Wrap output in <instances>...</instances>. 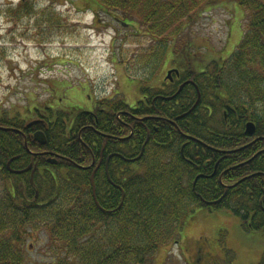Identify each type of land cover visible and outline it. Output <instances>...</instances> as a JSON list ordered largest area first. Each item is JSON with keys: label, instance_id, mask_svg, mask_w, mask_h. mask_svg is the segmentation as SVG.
<instances>
[{"label": "trees", "instance_id": "16d2710c", "mask_svg": "<svg viewBox=\"0 0 264 264\" xmlns=\"http://www.w3.org/2000/svg\"><path fill=\"white\" fill-rule=\"evenodd\" d=\"M226 3L248 16L241 43L226 60L196 62L188 41L178 45L182 26ZM85 6L97 18L146 31L157 43L151 73L171 49L180 76L159 88L139 80L142 99L133 107L104 99L92 115L47 106L31 111L35 119L26 125L0 118V264H155L159 249L179 238L199 208L229 213L245 230L264 233V0H85ZM34 7L21 0L15 16H36ZM37 18L58 17L47 9ZM87 125L92 129L82 131ZM36 132L45 134V146ZM30 165L28 173L11 172ZM40 229L53 258L29 262L26 241Z\"/></svg>", "mask_w": 264, "mask_h": 264}, {"label": "rangeland", "instance_id": "374dc122", "mask_svg": "<svg viewBox=\"0 0 264 264\" xmlns=\"http://www.w3.org/2000/svg\"><path fill=\"white\" fill-rule=\"evenodd\" d=\"M20 1L0 0V118L20 119L26 125L34 121L30 112L36 109L48 106L55 111H90L104 99L110 104L123 100L133 107L142 99L140 83L150 78L152 85L162 87L172 59L179 58L169 49L163 62L159 61V69L151 73L157 43L145 30L137 31L106 16L97 18L95 10L85 6V0H30L37 17L50 9L57 20L50 23L34 15L17 18L14 12ZM247 27L246 11L237 3L205 8L194 23L182 26L178 45L189 42L188 50L196 62L226 60L236 51ZM199 214L216 221L214 231L219 229L223 238H230L231 248L238 255L243 249H253L250 259L239 264L260 263L264 248L261 233H246L235 217L201 208L185 226ZM213 215L227 220L220 225ZM27 246L29 262L53 258L43 229L26 241ZM159 251L155 264L179 263L178 248L173 243Z\"/></svg>", "mask_w": 264, "mask_h": 264}, {"label": "flooded vegetation", "instance_id": "af4514ba", "mask_svg": "<svg viewBox=\"0 0 264 264\" xmlns=\"http://www.w3.org/2000/svg\"><path fill=\"white\" fill-rule=\"evenodd\" d=\"M173 69H178L179 75L174 71L169 76L168 72ZM180 71H181L180 68L175 64L172 65V67L167 68L166 77H165L166 79H164L165 83L173 84L175 80H177V77L180 76ZM192 85L196 88L197 92H199L198 86H195L194 84ZM180 88L178 91L181 92L182 89ZM94 108L90 111L83 109L82 110L92 115L94 114ZM100 113L102 114L103 111H100ZM91 129L92 126L87 125L83 127L82 131L87 132V130H91ZM108 137H110V139H113L115 143L119 142L120 140V137H116V136L114 137L108 136ZM45 152H47L48 154L40 155V156H47V158L52 156V153L48 151H42V152L33 151L31 153L33 154L32 156L37 157L38 155L36 154H42V153L45 154ZM13 160L15 159H12V161ZM102 160L103 159L101 156V161ZM31 169L29 170V172L31 171ZM211 213L229 214L223 211H216V212L213 211ZM207 216L208 215H204L199 218H194L192 221L190 220V222H188L186 226L184 223L183 228L180 231L179 238L173 242L174 246H177L178 248V252H177V258H179L178 264H239L244 260H246L247 262L253 254V249H249V250L243 249L242 254L238 255L235 249L231 248L230 238L228 239L226 237L223 238L224 236L223 232L219 229L214 231V228L216 227V221ZM221 216L222 215H213V217H215L219 221L218 224L220 225L224 224L225 220H227V217L225 216L221 217ZM243 230L246 233H250V234H255L259 232V231L245 230L244 228ZM183 231H184V235L181 236ZM259 233H261L264 236V233L262 232ZM259 264H264V248L262 250L261 261Z\"/></svg>", "mask_w": 264, "mask_h": 264}, {"label": "water", "instance_id": "95a60500", "mask_svg": "<svg viewBox=\"0 0 264 264\" xmlns=\"http://www.w3.org/2000/svg\"><path fill=\"white\" fill-rule=\"evenodd\" d=\"M174 71H175L177 74L179 73L178 70H176V69H174V70H170V71L168 72L169 76H170ZM186 84H187V83H186ZM184 86H185V84L182 85L180 89H183ZM247 133H248L249 135H253V134L255 133V126L253 125V123H249V124L247 125ZM34 138H35V140H36L37 142H39V144H41V145H43V146L46 145V143H47L46 136H45V134H44L43 132H36L35 135H34ZM52 163L55 164L56 161H54V162H52ZM8 166L10 167V162H9ZM27 170H28V169H26V170H24V171H22V172H25V171H27ZM17 173H21V172H17ZM92 179H93V178H92ZM92 181H93V180H92Z\"/></svg>", "mask_w": 264, "mask_h": 264}, {"label": "bare ground", "instance_id": "6f19581e", "mask_svg": "<svg viewBox=\"0 0 264 264\" xmlns=\"http://www.w3.org/2000/svg\"><path fill=\"white\" fill-rule=\"evenodd\" d=\"M201 177H204V175H201Z\"/></svg>", "mask_w": 264, "mask_h": 264}]
</instances>
